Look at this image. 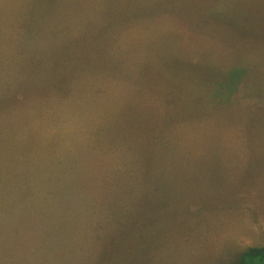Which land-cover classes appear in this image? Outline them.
<instances>
[{
	"label": "rangeland",
	"instance_id": "1",
	"mask_svg": "<svg viewBox=\"0 0 264 264\" xmlns=\"http://www.w3.org/2000/svg\"><path fill=\"white\" fill-rule=\"evenodd\" d=\"M250 247L264 0H0V264H250Z\"/></svg>",
	"mask_w": 264,
	"mask_h": 264
},
{
	"label": "trees",
	"instance_id": "2",
	"mask_svg": "<svg viewBox=\"0 0 264 264\" xmlns=\"http://www.w3.org/2000/svg\"><path fill=\"white\" fill-rule=\"evenodd\" d=\"M242 258L250 264H264V247H250L243 252Z\"/></svg>",
	"mask_w": 264,
	"mask_h": 264
}]
</instances>
